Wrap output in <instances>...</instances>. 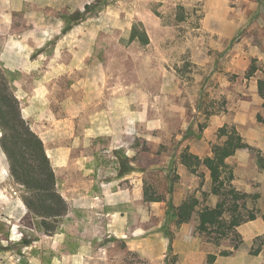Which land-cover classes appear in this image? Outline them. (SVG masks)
Wrapping results in <instances>:
<instances>
[{"label":"rangeland","instance_id":"rangeland-1","mask_svg":"<svg viewBox=\"0 0 264 264\" xmlns=\"http://www.w3.org/2000/svg\"><path fill=\"white\" fill-rule=\"evenodd\" d=\"M1 80L42 141L67 210L47 219L45 230L25 208L32 194L15 183L0 148V264H26L39 252L47 259L56 246L46 236L54 232L73 250L82 218L99 222L93 255L103 245L110 257L95 264H208L209 255L237 251L244 254L236 264H264V0H0ZM234 110L261 138L249 145L233 126L259 151L261 166L241 149L249 159L235 174L237 187L234 163L221 177L232 175V187L247 195L240 214L255 218L237 227L239 238L226 228L198 233L196 213L176 227L179 202L195 197L197 212L220 200L210 193L208 170L189 171L180 153L207 157L224 140L216 126ZM117 187L135 193L121 206L122 241L105 238L102 221L114 194L95 193ZM144 190L160 201H144ZM76 196L95 202V211L68 213ZM153 251L158 257L149 261Z\"/></svg>","mask_w":264,"mask_h":264},{"label":"trees","instance_id":"trees-1","mask_svg":"<svg viewBox=\"0 0 264 264\" xmlns=\"http://www.w3.org/2000/svg\"><path fill=\"white\" fill-rule=\"evenodd\" d=\"M137 34V28L134 25L130 34L131 39L135 38ZM140 42L143 44L147 42L145 33H142ZM262 84V81H258L259 94L264 99L261 90ZM0 132V148L8 161L11 177L15 183L32 194V197L23 198V204L28 211L42 219L41 225L48 231L50 229L46 228V220L63 216L67 206L64 199L55 190L54 173L45 154L42 141L21 118L17 100L8 90L4 80L0 81ZM218 135L223 137L224 141L219 145L212 146V156L200 158L184 150L180 153L179 158L180 164L191 172H195L201 166L208 170L212 185L210 193L218 196L220 200L213 208H204L196 212L198 200L195 197L186 198L175 209V225L180 227L182 224L188 223L196 213L198 233L226 228L232 236L239 238L237 227L253 220L255 215L250 214L244 217L240 214L239 201L246 198L247 195L232 187L230 184L231 174L225 178L221 177L224 170L228 169L225 160L240 149H247L254 154L258 165L261 164V160L259 151L246 144L233 126H223L218 130ZM143 197L146 202L160 201V197H148L145 190ZM227 201L231 204L225 207ZM225 213H229V215L224 217ZM169 240L171 242V239ZM237 247L238 245H235L233 249L235 250ZM226 254L229 253L222 255ZM214 260L215 256L209 255L208 264Z\"/></svg>","mask_w":264,"mask_h":264},{"label":"crops","instance_id":"crops-1","mask_svg":"<svg viewBox=\"0 0 264 264\" xmlns=\"http://www.w3.org/2000/svg\"><path fill=\"white\" fill-rule=\"evenodd\" d=\"M234 111H235L234 112L235 114H233L232 118L230 119L224 118L222 122H220V124L216 126V128L219 129L225 126L226 124L228 125V123H231L232 126H235L237 131H240L242 135H244L247 138V142L249 145H254L257 147L260 146L261 138L259 136H256L255 126L251 124L250 128L248 129L249 131H252V132L251 133L248 132V130H246L242 126V120L238 113L239 111L238 110H234ZM250 119L252 120L251 122H253V115H250ZM212 128L213 127L206 126L205 128L206 132L211 131ZM194 155H197V154H194ZM207 156H211V153L209 152ZM248 159H249V155L245 151L240 149V150H237L234 153V155L226 159V164L234 163V175H235L236 173L242 170L243 164L245 163V161H248ZM250 170H251L250 174H253V168H251ZM233 180H232L233 186L237 187L238 178L236 175H235L234 183H233ZM97 191L95 193L98 195L104 194L106 196V193H110V194L113 193L115 196L112 198L114 200L112 203L111 201L109 202V200L104 203L106 207V213L104 214L105 217L104 219H102V221H104V229H105V234H106L105 238H107L108 240L114 239L115 241L125 240L126 239V222L124 220V213L121 212L122 210L121 206L126 204V202L131 199V198L127 199L130 197L131 194H134V199H135V193L131 191L126 192L120 187H117L116 189L110 188L108 191L105 189L99 188L97 189ZM99 197L101 196H98L97 198H94V199H98ZM140 197H141V193H140ZM85 200H86V197H83V196L82 197L76 196V198L74 197V203L70 204L68 213L74 210V214H79L84 208H89L90 210L95 211L96 203L91 202L88 204H83L82 202H84ZM182 202L183 201L179 202L178 205H181ZM255 222H257V220L249 222L248 224L250 225H247L248 228H253V226H255ZM75 224H77V226L79 227L80 226L82 227L77 229V233L79 236L74 244L73 250L67 251V249L64 248V244H67V241H65L64 239V236L66 237V235H63V233L61 232L60 233L54 232L53 235L46 236L47 238H51L53 240L54 246H56L55 249H51V251L49 252L50 256L47 259H44L45 253L41 254L42 252H39L40 254L37 256H34V255L29 256V259L26 262V264H93V263L95 264V262L98 260H101V261L109 260L108 258L110 257L106 254V251H105L106 248H104L105 246L103 245H102V248L99 249L101 251L100 256L96 257L92 253L91 244H93L94 241L98 239L95 234V231H96V227L98 226L97 224H99V222H96L95 220L90 221L89 218H82L78 220ZM184 225L185 224H182L181 226H184ZM239 232L241 233V231ZM253 235H254V232L252 231L251 236ZM132 236L137 237L138 235L136 234ZM106 243H108V241ZM32 246H33V242H29L24 245L25 248H32ZM135 252L138 253V257L140 259L144 258V252L142 248L138 250L136 249ZM156 253L157 251H153L152 253H150L148 258H147V255L145 256V258L148 259L149 261H154L158 257ZM240 253L244 254L243 251H237L232 256L227 257L225 259L224 257H218L214 261V264H236L237 262H239L237 259L242 257ZM222 260H225V261H222ZM248 262L249 260L246 261V264Z\"/></svg>","mask_w":264,"mask_h":264}]
</instances>
